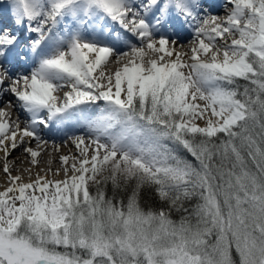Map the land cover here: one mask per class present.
I'll list each match as a JSON object with an SVG mask.
<instances>
[{"label": "snow or ice", "instance_id": "6c2138e0", "mask_svg": "<svg viewBox=\"0 0 264 264\" xmlns=\"http://www.w3.org/2000/svg\"><path fill=\"white\" fill-rule=\"evenodd\" d=\"M0 152V264H264V0H0Z\"/></svg>", "mask_w": 264, "mask_h": 264}, {"label": "bare ground", "instance_id": "6f19581e", "mask_svg": "<svg viewBox=\"0 0 264 264\" xmlns=\"http://www.w3.org/2000/svg\"><path fill=\"white\" fill-rule=\"evenodd\" d=\"M224 13L225 10L223 8L219 10L220 15H224ZM183 43L185 44V49L183 50H186L191 46L188 40H184ZM6 110L10 112L13 120H15L18 116L20 118L24 116L23 113L18 112L16 109ZM14 112L15 115L13 114ZM21 126H23V123ZM72 134V132H68L67 134L61 133L51 136L45 133L44 139H46L48 143L44 144L42 148L38 149L41 151V156L37 158L38 163L35 166L32 165L30 157H27L26 154H23L21 149L18 148L12 152L11 156L9 157L12 175H20L23 178V182H28L29 175L34 177L38 171L41 173V175H44L45 171L50 168L51 172H48L49 179H63L62 174L60 176H54L53 173L63 167L60 161L62 156L69 157V164L73 162L72 156L77 152V150L71 139H69ZM75 134L82 135L83 132L76 130ZM30 146L34 149L37 148L34 142ZM3 165L4 155L3 152H0V191H4L8 186H10L9 182L6 180V174L2 170Z\"/></svg>", "mask_w": 264, "mask_h": 264}, {"label": "trees", "instance_id": "16d2710c", "mask_svg": "<svg viewBox=\"0 0 264 264\" xmlns=\"http://www.w3.org/2000/svg\"><path fill=\"white\" fill-rule=\"evenodd\" d=\"M243 83V82H242ZM107 191H109L110 195L112 194V186L109 183L107 186ZM118 195H126V193L124 192H119ZM141 202L143 204L144 207H148V206H155L157 204V201L155 199V194L151 192L150 189H144L141 192Z\"/></svg>", "mask_w": 264, "mask_h": 264}, {"label": "rangeland", "instance_id": "374dc122", "mask_svg": "<svg viewBox=\"0 0 264 264\" xmlns=\"http://www.w3.org/2000/svg\"><path fill=\"white\" fill-rule=\"evenodd\" d=\"M13 114L15 115V112H14ZM14 115H13V116H14ZM20 119H21V121H23L24 116H22ZM22 127H23V126H22ZM107 193H108V195H110L109 191H107Z\"/></svg>", "mask_w": 264, "mask_h": 264}]
</instances>
